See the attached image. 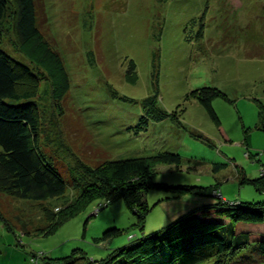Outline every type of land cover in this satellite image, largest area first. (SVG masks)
<instances>
[{
	"label": "rangeland",
	"instance_id": "374dc122",
	"mask_svg": "<svg viewBox=\"0 0 264 264\" xmlns=\"http://www.w3.org/2000/svg\"><path fill=\"white\" fill-rule=\"evenodd\" d=\"M7 2L6 47L35 75L19 88L35 87L40 147L68 183V198L85 192L73 185L86 177L79 171L73 179L78 159L95 167L145 158L152 160L156 184L200 189L186 196L150 189L140 227L123 199L109 203L90 193L79 212L48 235L37 230L47 227L43 209L57 213L54 204L62 201L0 194V264H35V257L37 264H53L75 250L109 261L131 237L152 235L218 203L207 188L219 187L227 202H264L261 186L252 182L264 172V0H36L41 43L26 45L16 40L15 4ZM47 48L64 64L68 90L49 59L39 63ZM131 61L137 77L129 82ZM201 89L217 92L211 104L219 125L194 96ZM163 153L180 155L182 163L153 160ZM216 165L223 170L215 174ZM237 168L248 182L240 183ZM111 229L118 235L102 241ZM198 264L213 263L203 258Z\"/></svg>",
	"mask_w": 264,
	"mask_h": 264
},
{
	"label": "trees",
	"instance_id": "16d2710c",
	"mask_svg": "<svg viewBox=\"0 0 264 264\" xmlns=\"http://www.w3.org/2000/svg\"><path fill=\"white\" fill-rule=\"evenodd\" d=\"M13 2L16 9L14 21L17 42L20 45L41 43L36 0ZM7 8V0H0V194L39 204L62 201L61 207L54 204L58 209L57 213H51L48 207H44L47 227L45 230L37 229L38 232L43 235L52 233L61 223L79 212L90 193L103 197L109 203L123 199L128 209L137 217L139 227L144 225L149 212L144 196L150 189L172 188L179 196L198 193L200 188L156 184L152 160H104L93 167L78 159L81 157L72 150V154L78 159V171L73 173V179L78 181L76 174L79 171L86 173L82 185H73L85 192L75 199L72 198L73 200L68 198V183L62 173L48 162V157L40 147V118L33 104L36 97L35 87L23 91L19 88L29 77L35 79V75L6 47L2 28L7 20ZM46 59L56 68L54 77L59 78L62 89L68 90L70 79L60 58L47 48L44 49L39 63H47ZM127 76L129 82L136 80V66L133 61L129 64ZM193 94L210 118L219 125V119L211 104L213 98L218 96L217 92L201 89ZM143 106L146 109L148 104ZM155 159L163 164L182 163L180 155L173 153L158 154L153 160ZM222 168L221 165H216L213 170L218 173ZM237 169L240 183L248 182L245 171ZM70 172L72 175L71 169ZM252 182L260 185L264 193V172ZM203 192L222 195L219 187L216 190L207 188ZM0 220L5 222L1 209ZM18 220L22 221L20 218ZM9 226L12 228L11 224ZM9 226L5 227L10 230ZM22 227L30 234L26 222L22 223ZM117 235L118 230L111 229L104 233L102 241L113 239ZM74 252L70 256L53 260V264H198L203 258H209L213 264H258L260 260V264H264V202H227L221 196L218 203L196 208L152 235L139 239L131 237L130 243L117 250L109 261H91L83 251ZM78 253H82L81 256ZM256 257L260 260L256 261ZM35 258L32 261L37 264L38 259Z\"/></svg>",
	"mask_w": 264,
	"mask_h": 264
},
{
	"label": "crops",
	"instance_id": "0c3cea01",
	"mask_svg": "<svg viewBox=\"0 0 264 264\" xmlns=\"http://www.w3.org/2000/svg\"><path fill=\"white\" fill-rule=\"evenodd\" d=\"M214 168V167H213ZM213 172H214V170H213ZM221 172V171H220ZM220 172H218V173H220ZM215 173V172H214ZM216 174V173H215Z\"/></svg>",
	"mask_w": 264,
	"mask_h": 264
},
{
	"label": "built area",
	"instance_id": "2783aa9c",
	"mask_svg": "<svg viewBox=\"0 0 264 264\" xmlns=\"http://www.w3.org/2000/svg\"><path fill=\"white\" fill-rule=\"evenodd\" d=\"M219 197H221L220 195H218Z\"/></svg>",
	"mask_w": 264,
	"mask_h": 264
},
{
	"label": "clouds",
	"instance_id": "9594fccd",
	"mask_svg": "<svg viewBox=\"0 0 264 264\" xmlns=\"http://www.w3.org/2000/svg\"><path fill=\"white\" fill-rule=\"evenodd\" d=\"M220 195V194H219ZM220 196H222V195H220ZM220 198V197H219Z\"/></svg>",
	"mask_w": 264,
	"mask_h": 264
}]
</instances>
